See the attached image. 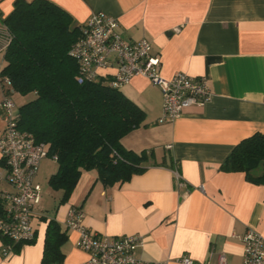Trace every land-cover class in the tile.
Wrapping results in <instances>:
<instances>
[{
	"label": "crops",
	"instance_id": "obj_1",
	"mask_svg": "<svg viewBox=\"0 0 264 264\" xmlns=\"http://www.w3.org/2000/svg\"><path fill=\"white\" fill-rule=\"evenodd\" d=\"M52 1L79 27L99 12L117 18L125 40L152 42L164 77L178 72L207 77L212 96L204 104L185 108L173 122L160 123V87L144 76L121 86L146 114L143 123L122 139L127 149L146 151L145 169L114 185L98 180L95 169L84 171L69 200L50 213L42 195L32 218L35 238L4 256L2 247L9 240L0 235V264H44L51 219L66 233L60 244L63 259L51 264L87 260L88 254L77 245L78 231L66 224L72 207L84 212L83 222L92 233L140 234L143 246L138 254L145 259L184 264L182 259L190 258L193 264H218L223 253L226 264H243L244 246L237 236L249 229L264 236V185L222 165L239 142L264 132V0ZM15 2L0 0L3 20ZM0 57L1 71L6 61L4 54ZM115 71L114 66L101 70V79L108 82ZM3 97L0 85V102ZM4 128L0 113V135ZM51 157L41 163L36 179L41 188L38 178L44 163H56L49 179L58 170L57 159ZM0 171L6 174L1 155ZM0 188L11 186L2 178Z\"/></svg>",
	"mask_w": 264,
	"mask_h": 264
},
{
	"label": "trees",
	"instance_id": "obj_2",
	"mask_svg": "<svg viewBox=\"0 0 264 264\" xmlns=\"http://www.w3.org/2000/svg\"><path fill=\"white\" fill-rule=\"evenodd\" d=\"M4 21L13 38L0 74L11 78L17 93L33 94L19 106V127L57 157L58 170L49 183L63 191L61 203L69 200L84 171L95 169L105 185L142 172L146 151L127 149L122 139L143 123L145 111L102 79L78 82L79 66L70 48L81 27L72 16L52 0H16ZM222 168L244 172L247 180L264 185V132L239 142ZM65 237L61 225L51 219L44 264L62 261Z\"/></svg>",
	"mask_w": 264,
	"mask_h": 264
},
{
	"label": "built area",
	"instance_id": "obj_3",
	"mask_svg": "<svg viewBox=\"0 0 264 264\" xmlns=\"http://www.w3.org/2000/svg\"><path fill=\"white\" fill-rule=\"evenodd\" d=\"M12 38L11 29L0 15V54L7 51ZM70 55L79 66V83L99 80L101 70L114 66L116 71L108 83L115 88L129 83L135 76H144L160 87L163 95L160 123L173 122L185 108L204 104L212 96L207 77L196 78L184 72L171 78L164 77L161 58L152 53V42L147 38L125 40L118 19L104 12L94 14L81 26ZM0 85L4 92L0 113L5 125L0 135V155L6 169L5 175L0 171V179L5 178L11 186L9 189L0 188V235L9 240L2 247L3 255L8 256L16 244L35 238L32 218L36 206L42 201L41 186L36 179L43 159L50 155L46 143L37 141L33 133L20 129L19 107L12 98L16 90L11 78L0 74ZM84 216L79 207H72L66 221L69 228L78 231L77 245L89 256L80 264H167L138 254L143 246L140 234L100 236L88 229L83 222ZM237 237L244 246L243 264H264V236L249 229ZM182 262L194 263L190 258H183ZM218 264H226L225 254H219Z\"/></svg>",
	"mask_w": 264,
	"mask_h": 264
},
{
	"label": "rangeland",
	"instance_id": "obj_4",
	"mask_svg": "<svg viewBox=\"0 0 264 264\" xmlns=\"http://www.w3.org/2000/svg\"><path fill=\"white\" fill-rule=\"evenodd\" d=\"M32 97H33V94H29V95L25 96V95H23L21 93H17V92L15 94H13V96H12L13 100L15 101V103L18 107ZM46 158L53 160V158L51 156H48ZM48 159H46V160H48ZM51 163L49 165H46V163H44V166H42L40 176L38 178L39 182L42 185L41 191H42V195L45 199V203L47 205L46 210H45L46 213L52 212L54 210V208L58 205V203H59V205L61 204L59 197L62 195V191H57L49 183V176H50L49 170L52 167V171H54L53 169H55V167H56L55 166L53 168V165L56 163H53V162H51ZM58 200H59V202H58Z\"/></svg>",
	"mask_w": 264,
	"mask_h": 264
}]
</instances>
